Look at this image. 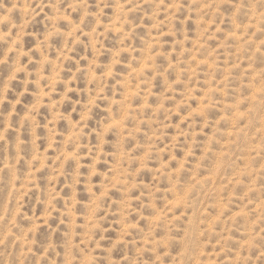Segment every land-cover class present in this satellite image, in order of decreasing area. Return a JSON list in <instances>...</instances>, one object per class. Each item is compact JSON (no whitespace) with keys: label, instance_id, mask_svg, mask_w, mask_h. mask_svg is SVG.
I'll return each instance as SVG.
<instances>
[{"label":"clouds","instance_id":"9594fccd","mask_svg":"<svg viewBox=\"0 0 264 264\" xmlns=\"http://www.w3.org/2000/svg\"><path fill=\"white\" fill-rule=\"evenodd\" d=\"M213 87L225 133L245 114L238 139H218L234 140L231 165L254 158L255 219L264 0H0V264H264V223L243 219L236 239L224 244L221 232L220 248L201 255L207 229L191 215L206 189L192 191L181 220L154 223L172 211L173 187L186 193L207 144L199 138L177 175L195 129L176 109L190 112L189 93Z\"/></svg>","mask_w":264,"mask_h":264},{"label":"rangeland","instance_id":"374dc122","mask_svg":"<svg viewBox=\"0 0 264 264\" xmlns=\"http://www.w3.org/2000/svg\"><path fill=\"white\" fill-rule=\"evenodd\" d=\"M28 45L31 46L34 42L29 40ZM60 42H57L59 46ZM210 70L215 71V65H209ZM200 89H194L189 93L187 98L188 104L191 106V111L185 114L180 113V109H176V114L182 116L180 125H184L188 121H192L190 127L195 129L192 134L191 150L185 154L183 160H180V168L177 171V175L183 176L186 171V165L188 160L194 154V150L199 143V138L202 136L207 137V144L204 148V155L200 157V164L196 165V171L191 174L190 182L187 187L186 193L181 196L176 187H173L170 191L175 195L174 199L168 201L172 211L165 215L163 212L156 218L154 223L159 222L162 219H167L175 213V219L171 220V223H175L183 218V215L188 214V200L193 190L200 188L206 189V194L203 196L198 210L191 215V219L194 223L198 222L200 225H204L207 229L208 243L204 245L201 251V255L211 256L213 255L208 251L209 248H220V243H212L213 238L224 232L223 243L227 244L230 240H234L237 237L232 235L236 231V225L243 219L251 229L259 227L264 223V204H257L255 209V219H253V213L248 211V206L254 201L250 198L253 193L260 194L261 189L259 187V173L253 167V156H249L247 163L239 168L231 165L230 161L226 160V157L231 154V148L233 147V139L219 140L218 137L226 135L228 137H234L238 139L239 133L234 132L233 129L239 123L240 119H243L244 113H237L236 117L232 119L230 128L227 133L223 131L221 125L228 121V116L225 113L219 119H216L215 108L212 95L213 93L220 92V89L215 87L209 88L203 96H198L197 92ZM227 96V91L223 93ZM31 98H26V102H29ZM183 107V104L181 105ZM230 107V105H225ZM198 118H203L205 123L203 128L197 127ZM213 119H216V126L208 131L209 124ZM183 137H178L181 139ZM217 146L221 149L217 151ZM253 150L259 153L262 149L260 145H255ZM216 156L214 166L209 171L204 168V162L208 160L209 154ZM173 161L177 160V157L173 155ZM201 171L208 172L207 175H201ZM231 173V174H230ZM255 175V179H249ZM243 191V195L240 193ZM247 198V204L244 203ZM157 203L154 201L153 207H156ZM183 208L184 212L180 213V209ZM238 209V210H234ZM223 251L216 253V258L223 255Z\"/></svg>","mask_w":264,"mask_h":264}]
</instances>
